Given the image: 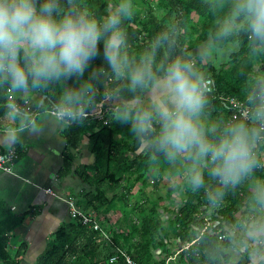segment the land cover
<instances>
[{
    "label": "clouds",
    "instance_id": "obj_1",
    "mask_svg": "<svg viewBox=\"0 0 264 264\" xmlns=\"http://www.w3.org/2000/svg\"><path fill=\"white\" fill-rule=\"evenodd\" d=\"M202 3L212 28L194 57L180 48L176 22L138 48L131 38L137 0H104L102 10L96 0H0V94L12 96L5 107L13 122L0 140L14 144L21 133L40 130L25 108L37 95L36 106L66 127L106 107L142 154L181 166L184 188L203 190L210 204L246 187L252 216L241 223V243L258 246L264 244V77L245 88L237 118L216 121L207 111L211 85L201 65L222 46L239 43L241 33L250 58L264 54V0ZM52 86L58 98L46 107L43 94Z\"/></svg>",
    "mask_w": 264,
    "mask_h": 264
},
{
    "label": "trees",
    "instance_id": "obj_2",
    "mask_svg": "<svg viewBox=\"0 0 264 264\" xmlns=\"http://www.w3.org/2000/svg\"><path fill=\"white\" fill-rule=\"evenodd\" d=\"M141 7L136 22L131 25V38L138 48L146 45L148 40L157 31H160L170 22H176L180 29L178 43L181 49L186 50L195 57L198 47L207 41L212 21L205 15L206 9L202 0H140ZM97 7L103 9L104 0H96ZM100 61L97 60L96 63ZM255 64L258 70H263L264 54L256 58H250L247 48V37L241 33L240 42L236 43V49L231 51L222 61L212 62L208 60L201 65L206 69L205 76L213 79V91L209 93V118L216 121L231 119V110L228 106V98L235 97L243 101L245 88L254 80ZM57 86L45 94L48 99L43 100L45 106L54 103L58 94ZM8 96V95H7ZM38 101L42 95H38ZM4 94H0V115L6 112ZM37 109H39L37 107ZM86 141V149L92 155L88 163L73 164L72 149L77 147L80 139ZM64 149L62 169L60 176L75 177L80 183L81 192H75L77 204L85 210L94 211L101 219L105 213L116 210L121 212V220L125 222L129 211L137 214V222H132L126 228L113 227L110 229L109 239H104L99 231L89 229L78 220L70 218L62 220L61 224L52 232L45 248L36 257L34 264H125L121 255L113 262L109 258L116 253L115 248L120 247L129 252L137 264H164L163 259H153V249L165 246L161 232L165 234V227L158 214L159 202L167 198L174 189L183 188L185 199L173 213L170 223L173 232L181 240L192 241L182 251L187 256L189 264H223L230 256L231 247L236 245V237L231 234L233 225L238 223L236 213L241 202L247 197V188L238 186L235 190L229 189L223 201L218 205H212L216 214L205 217V212L210 203L205 199L203 190L193 193L184 188V176L182 185L173 181L172 187L167 188L165 197L157 196L150 199L146 193L145 200H149V207L139 204V198H135L130 190L137 186L144 189L147 183H152V188L158 187L165 171H175L183 175L181 166L177 168L162 163V157L151 160L135 146L129 136L126 127L110 121L92 116L82 124H73L64 129ZM3 151V150H0ZM157 170L155 173L153 172ZM154 178L148 181V174ZM124 179L126 194L118 195L122 204L116 200V193H109V188L118 189L121 180ZM213 185L215 182H212ZM147 202V201H146ZM122 206V207H120ZM130 206V207H129ZM127 208V210H126ZM6 223L0 226V264H20L27 245L19 242L14 254L9 252V231L14 224L22 220L8 209L0 207V217ZM216 220L217 223H213ZM192 225L195 229L191 230ZM222 236V238H219ZM258 249L247 247L239 250L240 264L249 263ZM168 253V250H165ZM264 264V256L257 262Z\"/></svg>",
    "mask_w": 264,
    "mask_h": 264
},
{
    "label": "crops",
    "instance_id": "obj_3",
    "mask_svg": "<svg viewBox=\"0 0 264 264\" xmlns=\"http://www.w3.org/2000/svg\"><path fill=\"white\" fill-rule=\"evenodd\" d=\"M202 69V66H201ZM205 69V68H204ZM202 69V71L204 70ZM38 95L31 103L36 108L35 113H30L34 121L40 122V130L36 132L21 133L17 143L10 144L4 140H0V150L14 148L17 151V158L14 161L12 172L8 173L0 170V207L8 209L17 217L21 216L22 220L13 223V229L10 230L8 243L10 245L9 252L14 254L19 242H26L27 250L21 258L20 264H34L36 257L45 248L49 233L55 230L62 220L69 217L68 208L62 198L66 196H74L75 192H81L78 185L80 183L75 177L60 176L62 169V158L64 149V126L56 120L54 116L45 114L42 109H37L36 103ZM11 99L7 96V101ZM7 103V102H6ZM47 107V106H46ZM12 121L6 115V112L0 115V137L6 134L7 129L12 125ZM73 164L88 163L92 160V155L86 149V141L80 139L75 149H72ZM139 151V150H138ZM174 167V166H172ZM177 168V166H175ZM157 170L154 169V173ZM154 175L148 174L147 179L152 180ZM183 179V176L173 170L165 171L158 187L153 189L148 183L144 189L135 186L130 190L135 198H139V204L143 207L150 206L148 199L145 200L146 193H149L150 199L153 200L157 196L165 197L167 188L172 187L173 181ZM125 180L122 179L117 192L121 195L126 194ZM167 182V187L162 188V183ZM182 185V182L180 183ZM50 187L53 194L46 192V188ZM246 198L241 202L239 211L236 213L238 223L232 226L231 234L236 237V245L231 247V254L223 264H240V252L250 248H257L251 261L245 264H257L264 256V244L253 246L252 244L243 245L241 242L246 239V233L241 227V223L252 216V212L248 206V190ZM185 199L183 188L174 189L170 192L169 197L163 198L158 206V214L162 220V226L165 227V234L161 232L165 246L153 249V259H163L164 264H189L184 251L192 241L181 240V238L173 232V226L170 219L173 213L181 205ZM147 201V202H146ZM13 207V208H12ZM130 207V206H129ZM127 210V208H126ZM205 217L216 214L214 207L210 204L205 212ZM137 214L129 211L125 222L121 220V212L111 210L104 214L101 222L104 228L111 229L113 227L126 228L132 222H137ZM4 215L0 217L3 219ZM128 218V219H127ZM213 223H217L216 220ZM4 220L0 221V226L4 227ZM195 229L192 225L191 230ZM168 250V253H165ZM243 259V258H242Z\"/></svg>",
    "mask_w": 264,
    "mask_h": 264
},
{
    "label": "built area",
    "instance_id": "obj_4",
    "mask_svg": "<svg viewBox=\"0 0 264 264\" xmlns=\"http://www.w3.org/2000/svg\"><path fill=\"white\" fill-rule=\"evenodd\" d=\"M205 72L206 69L203 70L204 74ZM206 77L211 85V89L209 92L211 93L213 91L214 82L211 77L209 76ZM8 98L12 99V96L9 94ZM227 100H228L229 109L231 110V119H235L241 114V112L244 109L243 101L235 97H230ZM25 108L29 113L36 112V108L32 107L30 102L27 105H25ZM50 115L54 116V114H50ZM92 117L102 120L104 124L109 121L106 107H103L101 111L93 114ZM16 158H17V151L14 148L0 151V170L8 173L12 172V167ZM45 190L46 192L53 194V190L50 187H47ZM62 199L67 205L68 214L70 218L78 220L82 225L87 226L89 229H92L94 231H99L104 239L110 238L111 235L110 229H106L103 227L101 219L98 218L97 214L94 211L82 209L77 204V201L74 196L69 195ZM219 238H222V236H219ZM115 251L116 253L109 258L110 262L115 261L118 255H121L124 259L125 264H137L136 260L125 249L116 247Z\"/></svg>",
    "mask_w": 264,
    "mask_h": 264
},
{
    "label": "rangeland",
    "instance_id": "obj_5",
    "mask_svg": "<svg viewBox=\"0 0 264 264\" xmlns=\"http://www.w3.org/2000/svg\"><path fill=\"white\" fill-rule=\"evenodd\" d=\"M153 0H150V2H152ZM137 3H138V8H140L141 7V1L140 0H137ZM207 41H205V42H202V45H201V47L206 43ZM201 47H198V49L199 48H201ZM197 49V50H198ZM236 49V44H231V45H224V46H222V51L221 52H219L218 54H216V55H213L209 60H211L212 62L214 61H216V62H220V61H222L224 58H226L227 57V55L231 52V51H233V50H235ZM254 68H255V72H254V76L253 77H256V78H261V77H264V69L263 70H261V71H259L257 68H258V64H255V66H254ZM43 111V110H42ZM183 176V175H182ZM177 180H179V183H181L182 182V180L183 179H180V178H177ZM148 181H150V180H148ZM149 187H152V183L151 182H149ZM161 187L164 189V188H166L167 187V182H164V183H162V185H161ZM107 192L109 193V195L111 194V193H116V200H117V202L118 203H120V204H122V199L121 198H119V196L118 195H120L118 192H117V188L116 187H114V188H109L108 190H107ZM120 207H122V206H120ZM128 219V218H127Z\"/></svg>",
    "mask_w": 264,
    "mask_h": 264
},
{
    "label": "water",
    "instance_id": "obj_6",
    "mask_svg": "<svg viewBox=\"0 0 264 264\" xmlns=\"http://www.w3.org/2000/svg\"><path fill=\"white\" fill-rule=\"evenodd\" d=\"M263 69H264V66H263Z\"/></svg>",
    "mask_w": 264,
    "mask_h": 264
}]
</instances>
